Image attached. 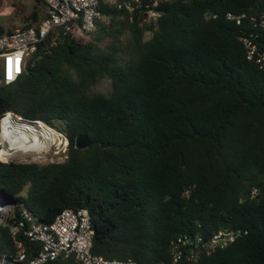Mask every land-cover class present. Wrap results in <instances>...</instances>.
Listing matches in <instances>:
<instances>
[{"label":"trees","instance_id":"16d2710c","mask_svg":"<svg viewBox=\"0 0 264 264\" xmlns=\"http://www.w3.org/2000/svg\"><path fill=\"white\" fill-rule=\"evenodd\" d=\"M32 1L21 26L41 17L43 0ZM151 1L142 0L155 17L142 4L98 0L92 31L74 26L54 43L47 35L20 75L0 83V116L40 119L67 137L59 161L0 159V189L15 202L0 253L14 248L9 224L21 203L40 222L85 207L90 249L103 257L264 264V71L241 39L264 51V0ZM102 77L105 92L92 88ZM80 132L90 142L77 148ZM218 229L233 239L172 261L178 234L206 240ZM16 238L30 254L38 247Z\"/></svg>","mask_w":264,"mask_h":264},{"label":"built area","instance_id":"2783aa9c","mask_svg":"<svg viewBox=\"0 0 264 264\" xmlns=\"http://www.w3.org/2000/svg\"><path fill=\"white\" fill-rule=\"evenodd\" d=\"M116 6L132 9L133 5L143 6L146 16L155 17L156 9L149 7L142 0H112ZM155 0L151 1L154 5ZM98 0H43V15L35 23L27 26L13 27L9 31L0 33V83L14 80L22 72L30 54L37 45L47 36L51 35L50 43L55 42L59 34L71 30L74 26L83 32H90L95 27V19L99 16ZM230 16L229 13L226 14ZM238 22V19H235ZM246 49V56L253 58L258 67L264 71V51L257 49L256 45L247 37H241ZM8 115L10 119L19 124L32 125L36 131H42L50 137L46 148L31 151L25 147L17 148L19 136L14 121L2 125V119ZM53 131V133L50 132ZM51 144L57 145V152L66 153L67 137L65 133L40 119H25L19 114L7 110L0 116V159L12 161H36L31 153L41 155L43 150ZM30 156L31 159H27ZM55 161V160H52ZM0 189V196L4 195ZM15 202L0 207V224H4L7 217L14 216ZM17 219L9 224V232L13 249L0 253V264H44L47 260L57 256L72 254L75 264H138L126 258L103 257L93 253L91 247L92 227L89 214L85 207H63L49 222H40L34 219L31 212L21 203L18 204ZM18 232L30 241L38 244L33 253H29L22 242L16 238ZM234 232L229 229H218L208 239L202 240L197 233L178 234L171 241L172 261H177L185 252L193 254L204 245H223L232 240Z\"/></svg>","mask_w":264,"mask_h":264},{"label":"rangeland","instance_id":"374dc122","mask_svg":"<svg viewBox=\"0 0 264 264\" xmlns=\"http://www.w3.org/2000/svg\"><path fill=\"white\" fill-rule=\"evenodd\" d=\"M32 0H1L0 4V25L3 28H13L24 25L28 22L25 20V16L29 13L32 8ZM149 35L148 32L144 33V37ZM109 87L108 79L105 77L97 80L92 86L93 89L99 91H107ZM43 154L38 155L32 152L34 160L38 161H59L62 160L64 152H57V145L51 144L47 149L41 151ZM27 159H31L30 156H26ZM32 160V159H31Z\"/></svg>","mask_w":264,"mask_h":264},{"label":"bare ground","instance_id":"6f19581e","mask_svg":"<svg viewBox=\"0 0 264 264\" xmlns=\"http://www.w3.org/2000/svg\"><path fill=\"white\" fill-rule=\"evenodd\" d=\"M11 121H14L13 119H10L8 115H6L2 119V125L5 126L7 123L11 125ZM17 128L18 133H16L15 136H19L20 140H18V143H16L18 146L17 148L25 147L26 149H29L31 151H38L40 148L44 147L46 148L48 144L50 143V137L46 136L42 131H36L37 128H35L32 125H26L25 124H19L14 121ZM51 133H53L52 130H50Z\"/></svg>","mask_w":264,"mask_h":264},{"label":"water","instance_id":"95a60500","mask_svg":"<svg viewBox=\"0 0 264 264\" xmlns=\"http://www.w3.org/2000/svg\"><path fill=\"white\" fill-rule=\"evenodd\" d=\"M89 142L90 140L85 132H80L76 134L73 140V144L77 148L85 147L89 144ZM106 145H107L106 141L99 143L100 147H104ZM13 202H14L13 199L7 194L0 196V207L4 205L13 204Z\"/></svg>","mask_w":264,"mask_h":264},{"label":"crops","instance_id":"0c3cea01","mask_svg":"<svg viewBox=\"0 0 264 264\" xmlns=\"http://www.w3.org/2000/svg\"><path fill=\"white\" fill-rule=\"evenodd\" d=\"M43 15V9L41 10V12H40V16H42ZM41 18V17H40Z\"/></svg>","mask_w":264,"mask_h":264}]
</instances>
